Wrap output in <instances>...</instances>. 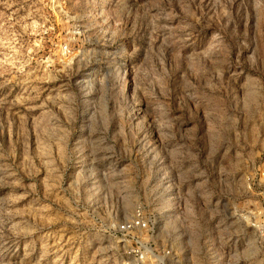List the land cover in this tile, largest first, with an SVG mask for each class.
<instances>
[{
	"label": "rangeland",
	"instance_id": "obj_1",
	"mask_svg": "<svg viewBox=\"0 0 264 264\" xmlns=\"http://www.w3.org/2000/svg\"><path fill=\"white\" fill-rule=\"evenodd\" d=\"M264 264V0H0V264Z\"/></svg>",
	"mask_w": 264,
	"mask_h": 264
},
{
	"label": "built area",
	"instance_id": "obj_2",
	"mask_svg": "<svg viewBox=\"0 0 264 264\" xmlns=\"http://www.w3.org/2000/svg\"><path fill=\"white\" fill-rule=\"evenodd\" d=\"M153 226L142 206L133 210L128 220L114 229L115 237L123 244L126 264H167L172 257L169 248L156 245Z\"/></svg>",
	"mask_w": 264,
	"mask_h": 264
}]
</instances>
